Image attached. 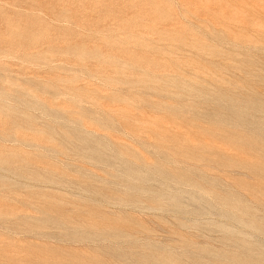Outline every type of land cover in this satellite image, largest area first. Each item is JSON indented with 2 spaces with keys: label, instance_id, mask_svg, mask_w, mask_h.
Wrapping results in <instances>:
<instances>
[{
  "label": "rangeland",
  "instance_id": "374dc122",
  "mask_svg": "<svg viewBox=\"0 0 264 264\" xmlns=\"http://www.w3.org/2000/svg\"><path fill=\"white\" fill-rule=\"evenodd\" d=\"M0 264H264V0H0Z\"/></svg>",
  "mask_w": 264,
  "mask_h": 264
}]
</instances>
